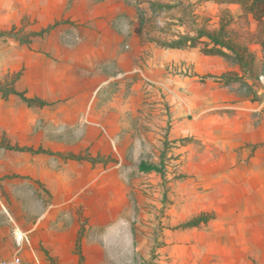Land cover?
Here are the masks:
<instances>
[{"label": "rangeland", "instance_id": "374dc122", "mask_svg": "<svg viewBox=\"0 0 264 264\" xmlns=\"http://www.w3.org/2000/svg\"><path fill=\"white\" fill-rule=\"evenodd\" d=\"M149 1L172 2L0 0V32L30 38L0 37V87L49 103L28 106L0 92V256L80 264L78 243L85 264H238L264 256L261 47L253 46L256 71L243 77L232 61L200 47L144 42L138 32ZM189 1L188 11L164 12L144 33L172 39L218 25L226 6ZM69 153L108 163L64 159ZM142 161L162 165L164 176L141 171Z\"/></svg>", "mask_w": 264, "mask_h": 264}, {"label": "trees", "instance_id": "16d2710c", "mask_svg": "<svg viewBox=\"0 0 264 264\" xmlns=\"http://www.w3.org/2000/svg\"><path fill=\"white\" fill-rule=\"evenodd\" d=\"M203 1H213L218 5L226 6L221 9L218 25L213 28L201 25L194 29V34L179 32L174 35L172 39L149 37L147 33H144V29L151 32L152 28L157 27L156 24H153V21L157 20L164 12L170 14L177 8H184L185 11H188L195 3L189 0H187V2L184 0H172V2L169 3L149 1L150 15H142V21L139 27L138 34L141 40L144 42H156L160 47L166 49L186 50L200 47L204 55L218 56L237 64L243 77H246L249 73L253 74L257 69L259 61L257 51L253 49L254 45H259L261 47L264 58V0H198L197 2L201 3ZM231 5L240 6L242 13L238 16L233 14L229 7ZM177 20L180 23L182 22L181 19ZM240 23L244 25L242 31H240L237 26L240 25ZM254 24L256 25V29L252 30V25ZM58 25L59 23L56 22L54 25L42 29L40 32L32 33L29 36H43L51 32ZM145 35H147L148 38L144 37ZM0 37H14L21 43L30 42V38L20 37L15 33L14 28L10 31L0 32ZM0 92L3 93L5 98L18 96L28 106L45 107L49 105L47 101L40 98L28 97L26 92L17 90L15 86L7 90L0 87ZM7 148L18 152H34L36 154L47 153L42 148L36 151L24 146L8 145ZM63 158L74 161H88L92 164L108 163V159L92 158L90 156L73 153L65 154ZM139 167L143 172H157L164 176V167L162 165L142 161ZM214 218L215 215L213 214L204 215L186 223L181 228L199 226L202 223H208ZM78 250L80 254V264H85L84 255L82 253V243H78ZM46 255L51 260L48 252H46Z\"/></svg>", "mask_w": 264, "mask_h": 264}, {"label": "crops", "instance_id": "0c3cea01", "mask_svg": "<svg viewBox=\"0 0 264 264\" xmlns=\"http://www.w3.org/2000/svg\"><path fill=\"white\" fill-rule=\"evenodd\" d=\"M232 6L238 7V5H231V7ZM235 65H236V69L240 70L239 66L237 64H235ZM8 256H11V255H8ZM0 257H6V256H0ZM238 260H241V262H238V264H264V256H262V257H260V256L255 257L254 256L252 258H250V257H242L241 259H238Z\"/></svg>", "mask_w": 264, "mask_h": 264}, {"label": "built area", "instance_id": "2783aa9c", "mask_svg": "<svg viewBox=\"0 0 264 264\" xmlns=\"http://www.w3.org/2000/svg\"><path fill=\"white\" fill-rule=\"evenodd\" d=\"M22 237H18V240H21ZM0 264H24L21 256L19 254H14L11 256L0 257Z\"/></svg>", "mask_w": 264, "mask_h": 264}]
</instances>
